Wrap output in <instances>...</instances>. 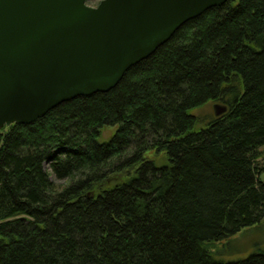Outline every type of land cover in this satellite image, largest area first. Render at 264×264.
<instances>
[{
    "label": "trees",
    "instance_id": "16d2710c",
    "mask_svg": "<svg viewBox=\"0 0 264 264\" xmlns=\"http://www.w3.org/2000/svg\"><path fill=\"white\" fill-rule=\"evenodd\" d=\"M262 170L264 0H226L109 90L0 128V264H264L260 241L207 249L264 226Z\"/></svg>",
    "mask_w": 264,
    "mask_h": 264
},
{
    "label": "water",
    "instance_id": "95a60500",
    "mask_svg": "<svg viewBox=\"0 0 264 264\" xmlns=\"http://www.w3.org/2000/svg\"><path fill=\"white\" fill-rule=\"evenodd\" d=\"M226 0H0V128L107 91L186 21ZM226 108L214 104L219 115Z\"/></svg>",
    "mask_w": 264,
    "mask_h": 264
},
{
    "label": "rangeland",
    "instance_id": "374dc122",
    "mask_svg": "<svg viewBox=\"0 0 264 264\" xmlns=\"http://www.w3.org/2000/svg\"><path fill=\"white\" fill-rule=\"evenodd\" d=\"M100 0H86V4L96 6ZM214 104L221 105L219 102H207L201 106L191 109L190 111L197 116L198 122L196 127L203 126L214 115ZM222 106V105H221ZM115 126H105L98 137L99 141H105L114 132ZM152 152H147L146 155H151ZM260 177L264 179V170L261 171ZM53 178V177H52ZM53 180L62 184L64 181L53 178ZM229 238V237H228ZM227 238L213 241L212 244L207 245L208 251L216 257L223 260L236 259L244 257L251 253L254 243L260 241L264 244V226L261 229L246 228L237 232L232 238L227 241ZM228 242V244H227ZM237 249V250H233Z\"/></svg>",
    "mask_w": 264,
    "mask_h": 264
}]
</instances>
